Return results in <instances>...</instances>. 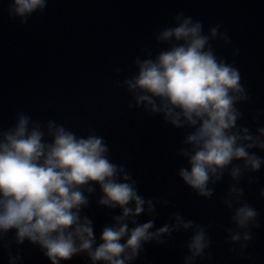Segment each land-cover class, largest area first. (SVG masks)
<instances>
[{
  "label": "clouds",
  "instance_id": "9594fccd",
  "mask_svg": "<svg viewBox=\"0 0 264 264\" xmlns=\"http://www.w3.org/2000/svg\"><path fill=\"white\" fill-rule=\"evenodd\" d=\"M50 0H8L9 18L26 25L33 14L45 11ZM173 26L154 34L157 43L167 48L153 55L142 46L144 58H133L136 71L115 80L131 96L128 108H142L176 129H188L176 155L187 167L177 175L197 197L211 198L225 173L230 183L221 204L231 211L224 228L231 253L242 254L253 240L252 229L259 228V211L244 200L242 178L248 185L256 182L250 173L259 172L264 158L253 149L264 151V126L253 133L237 122L243 112L237 107L249 101L237 68L217 56L212 41L231 43L216 24L204 32V25L178 12ZM238 49L233 50V55ZM119 75L123 70L116 68ZM264 109L252 116L255 122ZM104 137L89 129L78 136L70 128L47 120L43 126L27 114L16 113L14 125L0 127V250H8V264L22 259L21 249L12 244L28 241L38 246L50 264H61L85 254L90 264H131L144 251V245H163L175 232H189L183 245V264L197 259L211 260L206 251L212 245L210 224L185 219L179 212L156 228V205L167 206V199L155 200L139 194L136 181L125 166L113 163ZM102 193L96 201L109 209H120L103 226L99 242L92 219L82 214L96 186ZM87 194V195H86ZM264 198V188L258 192ZM150 219L140 223L137 217ZM13 232L11 240L8 234ZM238 245V248H237Z\"/></svg>",
  "mask_w": 264,
  "mask_h": 264
},
{
  "label": "water",
  "instance_id": "95a60500",
  "mask_svg": "<svg viewBox=\"0 0 264 264\" xmlns=\"http://www.w3.org/2000/svg\"><path fill=\"white\" fill-rule=\"evenodd\" d=\"M182 12L204 25L219 24L231 43L212 41L219 57L237 68L241 83L247 88L249 101L238 104L243 118L237 123L254 133L264 126V111L253 122L252 116L264 109V0H50L43 13L33 14L26 25L10 19L8 0H0V127L15 124L16 113L27 114L41 125L51 119L70 128L78 136L89 129L102 136L110 149V160L125 166L136 181L138 192L145 198L167 199L157 203L155 227L168 221L169 214L179 211L185 219L210 224L212 245L206 251L211 260L197 259L195 264H264V165L252 185L242 178L244 200L260 215V227L252 229L253 240L242 254L228 251L224 228L230 223L231 211L221 204L230 183L224 178L214 185L211 198L197 197L178 177L184 158L176 155L188 129L165 124L161 115L152 116L142 108H128L131 96L115 80H123L136 71L133 58H144L142 46L153 55L168 47L157 43L154 34L173 26V17ZM238 53L233 55V50ZM123 71L117 75L116 68ZM264 158V151L253 149ZM89 196L82 210L93 221L99 242L104 225L120 209L97 204L100 192ZM87 195V194H86ZM150 217L141 215L138 222ZM13 232L8 234L11 240ZM189 232H175L163 245L148 243L131 264H183ZM21 249L17 264H50L38 246L28 241L12 244L11 251ZM238 248V245H237ZM0 264H8V250H0ZM61 264H90L85 254Z\"/></svg>",
  "mask_w": 264,
  "mask_h": 264
}]
</instances>
